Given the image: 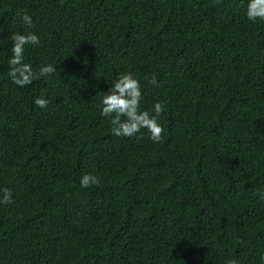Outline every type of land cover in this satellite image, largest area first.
<instances>
[{
	"label": "trees",
	"instance_id": "1",
	"mask_svg": "<svg viewBox=\"0 0 264 264\" xmlns=\"http://www.w3.org/2000/svg\"><path fill=\"white\" fill-rule=\"evenodd\" d=\"M245 2L0 0V264H259L264 20ZM29 31L25 62L54 72L19 87L7 59ZM120 72L142 110L162 103L159 141L99 114Z\"/></svg>",
	"mask_w": 264,
	"mask_h": 264
},
{
	"label": "clouds",
	"instance_id": "2",
	"mask_svg": "<svg viewBox=\"0 0 264 264\" xmlns=\"http://www.w3.org/2000/svg\"><path fill=\"white\" fill-rule=\"evenodd\" d=\"M244 15L248 21L264 20V0H246ZM20 21L22 24H31V15L28 13L20 15ZM39 44L40 36L34 31L12 35L10 55L7 59V75L14 85L23 87L31 83L35 75L46 78L48 74L54 72V67L51 64H42L37 71L31 63L25 62V46H38ZM146 79L148 83H157L155 76L146 77ZM141 100L140 78L132 72H120L115 75L97 105L99 114L108 119L113 135L130 137L144 129L148 139L154 142L160 140L163 127L158 116L163 111V105L157 100L152 104L150 111L142 110L140 108ZM33 104L44 108L48 104V100L46 97L36 96ZM97 182V176L90 172H85L79 177L81 188H87ZM0 193H2L0 203L11 202L14 199L11 189L0 188ZM257 196L258 199H264V186L257 190ZM258 260L259 264H264V249L259 250ZM225 264H239V262L235 258H229Z\"/></svg>",
	"mask_w": 264,
	"mask_h": 264
}]
</instances>
